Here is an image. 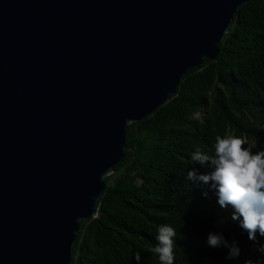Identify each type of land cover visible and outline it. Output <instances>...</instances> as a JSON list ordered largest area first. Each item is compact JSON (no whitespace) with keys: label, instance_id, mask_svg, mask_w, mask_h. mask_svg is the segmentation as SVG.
<instances>
[{"label":"water","instance_id":"95a60500","mask_svg":"<svg viewBox=\"0 0 264 264\" xmlns=\"http://www.w3.org/2000/svg\"><path fill=\"white\" fill-rule=\"evenodd\" d=\"M249 1L0 0V264H70L126 127L218 57Z\"/></svg>","mask_w":264,"mask_h":264},{"label":"trees","instance_id":"16d2710c","mask_svg":"<svg viewBox=\"0 0 264 264\" xmlns=\"http://www.w3.org/2000/svg\"><path fill=\"white\" fill-rule=\"evenodd\" d=\"M218 48L215 60L180 78L174 96L126 127L124 158L103 180L97 217L79 222L70 264H159L146 249L164 224L177 233L174 264H264V237L250 240L210 184L187 179L190 170L210 171L191 156L214 155L217 135L245 139L253 153L264 150V2L238 6ZM213 232L235 242L239 257L225 259L228 248L210 247Z\"/></svg>","mask_w":264,"mask_h":264},{"label":"clouds","instance_id":"9594fccd","mask_svg":"<svg viewBox=\"0 0 264 264\" xmlns=\"http://www.w3.org/2000/svg\"><path fill=\"white\" fill-rule=\"evenodd\" d=\"M246 143L245 139L233 135H217L214 155L197 150L191 156L196 164L208 167L210 171L198 174L196 170H190L187 179L197 185L210 184L216 191L219 205L222 208L231 206L234 209L231 219L239 221L248 238L257 242V233L264 237V150L253 153L251 146L245 147ZM204 195L207 196V192ZM176 235L172 226H158L157 243L146 251L155 255L159 264H174ZM207 244L213 248H228L225 259H236L240 255L236 243L229 244L222 234L209 233ZM258 250L264 253V245H260ZM136 259L140 260L139 253ZM246 264H253V261L248 260Z\"/></svg>","mask_w":264,"mask_h":264},{"label":"rangeland","instance_id":"374dc122","mask_svg":"<svg viewBox=\"0 0 264 264\" xmlns=\"http://www.w3.org/2000/svg\"><path fill=\"white\" fill-rule=\"evenodd\" d=\"M198 115H203V113H199V114H197L196 116H198Z\"/></svg>","mask_w":264,"mask_h":264}]
</instances>
